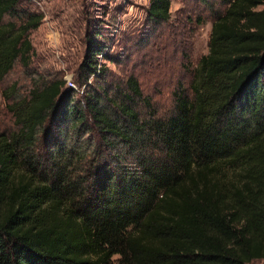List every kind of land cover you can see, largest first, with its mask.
<instances>
[{
	"label": "trees",
	"instance_id": "16d2710c",
	"mask_svg": "<svg viewBox=\"0 0 264 264\" xmlns=\"http://www.w3.org/2000/svg\"><path fill=\"white\" fill-rule=\"evenodd\" d=\"M24 1L0 0V81L34 55L42 16ZM199 2L213 12L207 53L168 115L133 76L108 80L99 32L80 93L60 79L1 93L16 130L0 132V264L264 260V0ZM169 6L149 0L148 20Z\"/></svg>",
	"mask_w": 264,
	"mask_h": 264
},
{
	"label": "rangeland",
	"instance_id": "374dc122",
	"mask_svg": "<svg viewBox=\"0 0 264 264\" xmlns=\"http://www.w3.org/2000/svg\"><path fill=\"white\" fill-rule=\"evenodd\" d=\"M169 1L168 20L154 24L146 16L149 0H25L23 7L42 19L28 34L34 53L28 69L16 64L0 81V132L16 130L5 107L10 101L1 95L11 85L20 98L34 85L59 79L64 88L82 91L73 76L84 56L86 38L96 32L110 57L109 63L98 59L108 69V80L120 83L133 76L157 115H168L172 92L186 87L191 69L207 53L213 20V12L199 0ZM217 8L218 4L213 10ZM117 259L114 256L110 264Z\"/></svg>",
	"mask_w": 264,
	"mask_h": 264
},
{
	"label": "built area",
	"instance_id": "2783aa9c",
	"mask_svg": "<svg viewBox=\"0 0 264 264\" xmlns=\"http://www.w3.org/2000/svg\"><path fill=\"white\" fill-rule=\"evenodd\" d=\"M71 85V84H70Z\"/></svg>",
	"mask_w": 264,
	"mask_h": 264
}]
</instances>
